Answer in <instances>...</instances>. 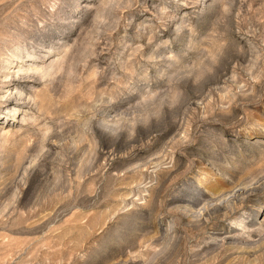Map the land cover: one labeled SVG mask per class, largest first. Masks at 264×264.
I'll list each match as a JSON object with an SVG mask.
<instances>
[{"label": "rangeland", "instance_id": "1", "mask_svg": "<svg viewBox=\"0 0 264 264\" xmlns=\"http://www.w3.org/2000/svg\"><path fill=\"white\" fill-rule=\"evenodd\" d=\"M0 264H264V0H0Z\"/></svg>", "mask_w": 264, "mask_h": 264}, {"label": "bare ground", "instance_id": "2", "mask_svg": "<svg viewBox=\"0 0 264 264\" xmlns=\"http://www.w3.org/2000/svg\"><path fill=\"white\" fill-rule=\"evenodd\" d=\"M30 69H32L31 67H29L28 69H27V71H29ZM27 76V75H26ZM19 94L17 95V97H16V99L17 100H19V99H25V97H23L24 96V93L22 92V90L21 89H19V92H18ZM12 94L13 93H10V95L9 96H12ZM11 98V97H10ZM209 205V204H208Z\"/></svg>", "mask_w": 264, "mask_h": 264}]
</instances>
